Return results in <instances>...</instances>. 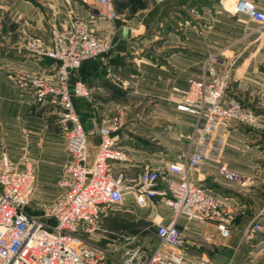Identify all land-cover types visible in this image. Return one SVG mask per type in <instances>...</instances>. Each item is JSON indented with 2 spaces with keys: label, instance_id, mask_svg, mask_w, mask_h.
<instances>
[{
  "label": "crops",
  "instance_id": "obj_1",
  "mask_svg": "<svg viewBox=\"0 0 264 264\" xmlns=\"http://www.w3.org/2000/svg\"><path fill=\"white\" fill-rule=\"evenodd\" d=\"M114 1L119 17L109 22L92 9L91 0H0V154L13 163L33 164L37 203L51 204L63 194L70 156L59 124L62 108L49 99L36 103L16 76L39 75L55 83L59 62L32 50L29 43L36 39L42 47L51 46L52 31L69 29L73 20L85 22L93 36L111 45L108 53L82 61L68 79L70 87L81 79L90 93L72 96L87 132L88 164L100 148V128L110 127L117 117L119 128L110 134L128 159L113 162L110 170L126 184L144 167L163 169L193 149L189 134L197 116L178 111L176 103L179 90L214 57L217 69H231L226 97L240 100L260 122L254 128L231 122L219 155L189 172V179L206 188L233 221L229 236L222 239L216 222L180 216L181 251L192 259L207 256L212 264H264V234L246 236L255 221L264 224V23L201 6L199 18H194L201 25L184 24L180 33L175 27L178 21L186 23L184 17L178 19L191 0H139L142 6L133 9L125 5L127 0ZM250 1L264 12V0ZM179 44L186 48L176 50ZM107 67L132 76L133 87L113 84ZM169 178L177 175L168 173ZM133 203L127 193L116 207L128 211ZM116 207L107 209L101 229L90 235L93 241L113 244L99 238L103 233L126 237L107 224ZM143 208L154 228L171 218V209L159 199Z\"/></svg>",
  "mask_w": 264,
  "mask_h": 264
},
{
  "label": "built area",
  "instance_id": "obj_2",
  "mask_svg": "<svg viewBox=\"0 0 264 264\" xmlns=\"http://www.w3.org/2000/svg\"><path fill=\"white\" fill-rule=\"evenodd\" d=\"M91 1L109 22L118 17L112 0ZM229 13L244 14L264 23V12L250 0H235ZM51 40L49 47H42L36 39L29 46L59 62L56 82L30 74H19L16 81L31 92L36 103L49 99L62 108L59 124L70 156L61 182L64 192L42 215L31 214L27 206L36 186L34 166L25 160L22 164L13 163L5 153L0 154V264H212L207 256L192 259L182 253L177 219L185 216L214 221L220 238L230 234L232 215L206 188L189 179L191 170L219 155L231 122L249 128L260 122L258 115L240 100L226 97L230 66L217 69V60L212 57L202 65L199 75L179 90L176 109L197 116L189 134L193 149L163 169L144 167L132 184H126L110 170L113 162L128 159L110 134L119 128V119L114 117L110 127L100 128L102 142L93 162L88 164L87 132L72 96L87 97L89 89L81 79H76L72 87L68 85L71 70L86 59L108 53L110 43L93 36L87 24L79 20H73L69 29L53 30ZM106 76L125 90L134 85L132 76L111 67L106 68ZM168 173L177 178L165 179ZM127 193L132 194L139 207H148L159 199L171 209L167 223H155L158 243L149 252L139 245L112 247L89 239L101 229L107 209L123 204ZM258 233L264 234V224L255 221L246 236Z\"/></svg>",
  "mask_w": 264,
  "mask_h": 264
},
{
  "label": "rangeland",
  "instance_id": "obj_3",
  "mask_svg": "<svg viewBox=\"0 0 264 264\" xmlns=\"http://www.w3.org/2000/svg\"><path fill=\"white\" fill-rule=\"evenodd\" d=\"M112 1H113V6L117 12V16L119 17V12L115 5V1L114 0ZM234 2L235 0H191L188 3V6H186V9H185L186 14L185 13L180 14L179 15L180 17L178 19L180 20L182 17H184L185 18L184 22L186 23L181 22V24H179L180 22L178 21L177 27H175L176 28L175 30L176 32L178 31L182 33L183 30L185 29L184 24L188 26L190 24H193L196 27H199L201 24H199L198 21H196L198 19L195 20L194 18H199V8L201 6L209 7L210 5L211 6L213 5L214 8L219 7L220 9H223L225 12L230 14L229 9L234 4ZM124 3L125 5H129L132 9L137 8L138 6H142V3H139V0H127ZM91 5H92L91 6L92 9L97 13L98 12L97 7L92 3V1H91ZM97 14L101 15L99 12ZM185 48H186V44L185 45L179 44L176 50L185 49ZM25 161H28V160H25ZM28 162L33 166V164L30 161ZM35 171L37 172L36 169ZM223 174L226 175V173L224 172ZM53 203L54 201L51 204L37 203L35 201V195H34L27 206V210L31 214L42 215L45 209L50 207ZM146 212H147V209L141 208L137 206L135 203H133V205L130 206V210L128 211L126 210L125 206L116 207L115 209L110 211V214H109L110 217L107 221V224L109 225L110 229H112L113 231L117 233L125 234L126 237L116 236L113 239V233L112 234L103 233L105 236H99V238L101 240H105V242H109V241L112 242L113 243L111 244L112 247L119 246L120 245L119 243L121 242V246L123 247H134L136 245H139L146 252H149L151 249L157 246L158 242H157V238L155 235V228L152 225H150L149 222L146 221L145 219ZM136 234H139V236H136L133 239L132 237L135 236ZM89 239L93 240L92 238H89ZM113 240H116V241H113ZM102 245H104V243Z\"/></svg>",
  "mask_w": 264,
  "mask_h": 264
}]
</instances>
